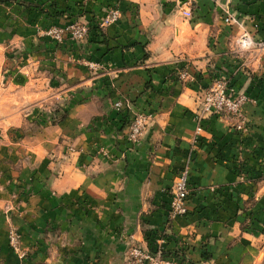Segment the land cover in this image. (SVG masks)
I'll return each mask as SVG.
<instances>
[{
  "label": "rangeland",
  "instance_id": "1",
  "mask_svg": "<svg viewBox=\"0 0 264 264\" xmlns=\"http://www.w3.org/2000/svg\"><path fill=\"white\" fill-rule=\"evenodd\" d=\"M100 1L0 0V264H9V255L18 258L16 264H68L70 247L75 242L83 246L87 236L92 247L98 241L105 246L91 261L88 259L92 264H103L105 256L109 264H117L121 259L125 260L126 255L128 257L133 247L149 252L161 249L165 258L175 264H219L209 249V237L198 245L199 258L195 260L187 255L193 247L187 239L195 240L197 233L190 230L182 239L175 238L172 227L180 218L173 217L171 209L175 179L159 193L150 192L151 172L147 163L134 168L131 157L144 151L147 160L153 161L150 157H154L160 142L152 144L150 140L161 110L158 103L147 97L155 91L152 86L154 69L146 65L151 56L147 51L136 64L145 74L140 91H126L116 85L115 75L120 72L103 60L99 46L109 43L106 27H101V21L111 11L121 10L117 4ZM237 1L188 0L184 3L182 0H159L160 10L166 16L156 20L150 29L157 32L171 26L174 20H184L183 9L187 4L197 19L206 16L204 8L207 7L205 13L219 23L227 11L233 16V8L240 13L237 7L250 4L248 0ZM78 26L88 28L87 36L82 39L73 40L66 32L64 40L57 43L48 35L55 28L67 31ZM94 27L101 33L93 30ZM131 27L135 30L139 27L136 18L132 19ZM146 34L129 42L124 49L137 45L146 49L153 37ZM238 35L229 41L233 45L230 53L240 56L238 63L231 65L233 70L222 67L220 72L215 66V79L210 88L223 80L246 96L241 114L219 117H225L230 133L238 134L241 143L245 141L247 145L242 150L264 161V99L258 95L259 91L256 92L257 87L260 89L264 84V68L261 67L264 49L241 52L236 43L241 34ZM212 38L216 39V35L208 37L209 45ZM175 68L174 80L180 81L176 74L179 71L177 62ZM165 93L169 94L170 89ZM117 103L122 106L118 107ZM246 106L257 108V111L247 112ZM137 115L144 116L146 122L141 136L134 142L130 140L129 126ZM210 117L202 120V127ZM195 119L198 125L197 115ZM69 120L74 124L69 128L73 134L57 129ZM203 133L204 127L200 135L195 131L178 175L184 169L191 175L196 154L194 147L200 144ZM242 150L233 162L236 182L211 189L214 193L220 192L213 211L219 213L227 202L236 201L232 218L239 220L242 233L261 232L263 237L256 248H264V207L263 211L257 209L259 200L256 198L264 188V171L247 172ZM79 170L92 178L99 179L110 172L117 177H111L112 180L107 182L108 190L101 197L88 200L82 199L81 195L70 209L64 208L61 218L66 220L63 223L56 224L51 220L45 226L33 224L27 217L29 213L35 215L29 211L32 200L46 187L51 194L50 182ZM190 187L191 197L194 187ZM235 189L246 198L238 201L233 194ZM157 211H163L165 217L162 228L158 229L147 225L148 219ZM203 213L201 209L190 213L196 215L195 227L209 226L210 218ZM257 222L262 227L258 228ZM138 224L141 225L142 240L133 238ZM11 232L19 235L20 248L25 253L23 258L11 247ZM167 238L176 242L172 251L164 249ZM242 263L243 259L237 258L224 264ZM252 264H264V252Z\"/></svg>",
  "mask_w": 264,
  "mask_h": 264
},
{
  "label": "crops",
  "instance_id": "2",
  "mask_svg": "<svg viewBox=\"0 0 264 264\" xmlns=\"http://www.w3.org/2000/svg\"><path fill=\"white\" fill-rule=\"evenodd\" d=\"M104 1L109 5L117 4L121 10L119 11L120 20L105 28L109 43L99 46L103 60L116 68V72H120L119 75H115L117 76L116 85L126 91L131 89L135 92L140 91L141 84L145 80V74L142 68L137 67L136 64L144 57L145 52L149 51L151 55L146 61V65L154 69L152 86L155 91L148 93L147 97L154 103H158L161 110L160 114H157L158 123L154 126L153 138L150 140L152 144L160 142L154 157H150L154 158L153 161L147 160V153L144 151H140L138 155L131 157V161L134 163L135 170L142 163H147L151 172V180L148 184L152 188L150 192L159 193L171 185L174 179L176 181L178 172L186 161L197 128L195 116L201 108V97L215 79L214 67H218V72H220L222 67L232 69L231 65L238 63L237 59L240 56L230 53L233 49L232 42H229L230 38L232 39V36L236 34L249 32L256 40H264V2L263 0H248L249 6L237 7L240 13L233 8L232 25H226L223 16L218 23L217 19L214 20L211 15L205 13L208 9L204 6L201 8H204L206 16L197 19L194 17L196 16L195 12L187 4L184 9L192 11V18L174 20L171 26L154 32L150 29L151 25L156 20L166 16L160 10L159 0ZM239 1L241 0H238L237 3H240ZM136 12L137 16L135 15ZM135 18L139 26L137 30L131 27L132 19ZM217 23L221 26L220 30ZM145 34L153 35L151 43L146 49L142 45L124 49V46H127L129 42ZM210 35H216V39L212 38L209 45L208 37ZM261 57V67L264 68V55ZM176 62L178 66L181 63L185 64L194 80H174L173 71L176 69ZM247 62L248 59L245 63ZM214 63L218 65H214ZM256 80L263 82L261 79ZM168 89H170V93L166 94L165 91ZM256 90V92L259 91L258 95L264 99V84L261 85L260 89L257 87ZM159 91L163 93L159 94ZM245 109L252 113L257 111V108L251 106H246ZM223 118L225 117L212 116L204 121L202 140L200 144H197V147H194L196 154L190 175V185L194 187V195L189 197L187 201V216H182L174 222L172 232L177 240L182 239L190 230L197 233L198 237L195 240L187 239V242L193 245L187 254L189 258L194 260L199 258L198 245L209 237V249L214 253V258L218 260L219 264L231 262L237 258L243 259L242 264H252V261L257 260L259 254L264 252L262 246L256 248L257 243L263 237L262 233L256 230L242 233L239 220L232 218L237 207L236 201L227 202L219 213L213 211L220 192L214 193L211 190L212 187H225L236 182L233 162L242 147L245 148L247 145L245 141L241 143L238 134L229 132V126ZM72 125L74 126L72 120H69L67 124H62L57 129L73 134L72 129H69ZM241 156L245 160L247 172L254 174L258 170L264 171V161H261L260 158L253 156L246 150H242ZM111 177H117V175L112 172L105 173L98 179L90 177L83 170L65 173L60 178L50 182L51 191L53 190L52 195L47 192L48 187L42 188V194L32 200L31 208H29V211L35 215L29 213L27 217L33 224L39 226H45L51 220L52 223L61 224L66 220L61 218V212L65 210L64 208L70 209L69 206L77 198L80 199L81 195H83L82 199L88 200H91V197H101L107 192V182L112 180ZM233 194L237 196L238 201L242 197L246 198L238 189H235ZM256 196L259 200L257 209L259 207L258 210L263 211L264 188ZM200 209L204 210L203 215L210 218L208 227H195L193 225L197 218L196 215L192 216L190 213ZM164 220L163 211H157L148 219L147 225L156 229L162 228ZM262 222L264 225V221ZM256 225L258 228L262 227L259 222ZM140 226L138 224L133 235V238L137 240H142ZM88 237L83 241L85 243L83 246H79L75 242L70 247L71 251L67 254L68 264H92L90 261L96 252L105 249V246L99 241L92 247L91 242L87 240ZM175 245L174 239L167 238L163 246L165 251H172ZM126 259L127 255L125 260L121 259L117 264H126ZM8 262L9 264H16L18 258L9 255ZM102 263L109 264L106 256Z\"/></svg>",
  "mask_w": 264,
  "mask_h": 264
},
{
  "label": "built area",
  "instance_id": "3",
  "mask_svg": "<svg viewBox=\"0 0 264 264\" xmlns=\"http://www.w3.org/2000/svg\"><path fill=\"white\" fill-rule=\"evenodd\" d=\"M183 15L186 18H192V11L183 9ZM120 12L117 10L111 11L109 15L103 20L101 27H107L111 24L117 23L120 20ZM224 23L226 25H232L233 16L227 11L224 17ZM66 32H69L70 38L73 40L82 39L88 34V28L86 26H78L68 28L67 31L60 28L52 29L48 32V35L52 37L54 41L62 42L64 40ZM236 43L243 52H251L253 50L264 49V40H256L249 32L242 33ZM182 64V63H181ZM184 68L180 71V79L182 80H194V77L190 74L185 64ZM94 67V66H93ZM246 96L242 93H238L235 88L231 87L228 82L219 80L215 85L203 92L201 100V108L198 111L197 119L199 124L196 128V135H200L203 131L202 120L207 116L222 114H241L244 110ZM118 107L122 106V103H117ZM146 118L142 115H137L129 126L130 140L138 141L145 127ZM190 172L188 169L182 170L176 180L174 186V196L171 200V209L173 217H182L188 213L187 201L190 197ZM10 244L13 250L20 254L23 258L25 253L20 248V238L15 232L10 233ZM126 264H175L170 258H165L163 251L159 249L155 252H149L141 247H133L128 252Z\"/></svg>",
  "mask_w": 264,
  "mask_h": 264
},
{
  "label": "trees",
  "instance_id": "4",
  "mask_svg": "<svg viewBox=\"0 0 264 264\" xmlns=\"http://www.w3.org/2000/svg\"><path fill=\"white\" fill-rule=\"evenodd\" d=\"M93 30H95V31L97 30V31H99V33H101V31H100V29L98 27H94ZM145 57H148V55H146ZM183 68H184V65L180 64L178 70H182ZM176 72H177L176 74H178V76H179V71H176Z\"/></svg>",
  "mask_w": 264,
  "mask_h": 264
},
{
  "label": "water",
  "instance_id": "5",
  "mask_svg": "<svg viewBox=\"0 0 264 264\" xmlns=\"http://www.w3.org/2000/svg\"><path fill=\"white\" fill-rule=\"evenodd\" d=\"M184 3H187L188 0H182Z\"/></svg>",
  "mask_w": 264,
  "mask_h": 264
}]
</instances>
